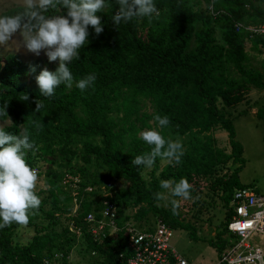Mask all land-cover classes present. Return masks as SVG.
<instances>
[{
	"label": "trees",
	"instance_id": "1",
	"mask_svg": "<svg viewBox=\"0 0 264 264\" xmlns=\"http://www.w3.org/2000/svg\"><path fill=\"white\" fill-rule=\"evenodd\" d=\"M154 2L158 11L169 12L167 23L154 25L148 18H134L116 26L111 19L117 10L115 0H107V7L97 13L104 25L102 33L96 35L89 27L88 42L79 50V60L69 64L74 80L90 73L95 75L93 85L85 92L75 86L69 89L61 85L55 89L52 98L41 97L35 80L38 74L18 55H7L4 64L0 59V120L9 121L2 130L12 135H20L25 129L28 131L37 151L34 155L29 152L26 161L32 167L40 161L49 165L47 183L51 186L52 204L43 213L48 201L41 200L39 209L32 214L29 225L33 224L34 216L41 213L50 223L36 227L28 244L13 243L11 226L0 230V264H45L44 254L52 251L57 239L68 234L67 227L62 232L57 230L61 220L56 213L66 211L72 198L59 185L55 167L61 161L60 157L68 160L69 155H76L75 143L82 139L85 140L80 161L97 162L104 170L102 183L118 179L128 182L114 197L123 219L142 221L154 213L174 230L187 231L193 240L200 239L196 227L184 222L180 213L173 215L170 208L160 206L154 193L161 191V180L175 182L185 178L191 185L196 178L215 176L216 184H222L228 213L211 245L219 254L227 246V224L233 214L230 201L237 188L247 186L239 177L246 160L243 146L236 140L233 122L218 103L221 100L226 106H234L243 100L251 87L264 89V74L245 66L246 43L264 47V39L251 38L235 30L236 22L264 23V0ZM22 11L23 6H16L0 15ZM45 14H52V10ZM214 16L223 21L220 40L215 35L216 27L211 24ZM193 37L195 45L190 49ZM225 64L235 69L237 77L225 69ZM57 67L49 71H55ZM26 96L28 99L24 100ZM36 100L43 104L39 112L35 111ZM146 104L152 107L151 112L144 110ZM155 114L169 118L170 123L160 130L161 135L165 140L179 139L184 155L178 165L167 162L162 169V160L158 158L145 177V169L133 166L131 160L150 150L139 139V133L156 128ZM257 117L264 127V107L257 111ZM216 127L228 133L231 156L237 165L226 179L218 178L216 172L226 163L217 152L212 133ZM86 186L84 183L80 189L82 202L75 216L79 226L83 225L84 216L102 204L92 198L97 192L88 195ZM36 194L39 197V193ZM61 196L67 203L64 207L59 205ZM134 207H138L136 212L128 215L127 210ZM84 231L85 244L90 250L100 252L101 264H126L118 259L123 250L120 237L97 243L88 227L85 226Z\"/></svg>",
	"mask_w": 264,
	"mask_h": 264
},
{
	"label": "rangeland",
	"instance_id": "2",
	"mask_svg": "<svg viewBox=\"0 0 264 264\" xmlns=\"http://www.w3.org/2000/svg\"><path fill=\"white\" fill-rule=\"evenodd\" d=\"M23 6V0H0V14L12 7ZM158 17L151 20V24L163 25L167 23L169 12L167 10H159ZM212 19L211 24L216 27V37L221 39V31L223 30V21L219 20L217 16ZM12 40L4 47H0V59L4 64L6 56L9 54L18 55L23 63L34 72L39 74L43 69L50 70L57 66L59 61L49 62L47 57L41 52L40 56L26 52L21 46L22 36L19 32L13 34ZM195 45V38H192L190 49ZM247 61L245 66L248 69L260 71L264 74V47L253 46L250 42L246 43ZM228 72L237 77V72L230 65H223ZM33 71V70H32ZM219 108L225 115L232 120L236 132V140L243 146V157L245 158V166L239 173L240 180L243 184L254 185L260 192H264V127L262 121L257 117V111L264 107V89L251 87L246 92L243 100L234 106H226L221 100L218 103ZM144 110L152 111L150 104H146ZM9 121L0 120V129L8 126ZM152 129V128H149ZM147 130V129H144ZM143 131V130H142ZM216 138L217 152L219 156L226 161L225 166L217 169L218 178H227L228 174L236 168L233 163L232 149L228 133L219 127H216L212 132ZM87 138V137H83ZM88 139V138H87ZM85 139L78 140L75 143L76 155H69V159L65 160L60 157L59 162L55 167L58 173L59 185L69 195L71 191L83 188L86 183L85 191L90 194H97L92 196L93 199L99 200L103 203L108 199L114 200L119 188L128 185L125 180L113 181V188L105 187L104 183L100 181L103 169L99 167L97 162L80 161V155L84 151ZM93 140V138H89ZM93 141H97L93 140ZM168 161L162 160L160 162V169H162ZM48 164L40 161L34 168L37 171V183L35 192L39 193L40 200H47L48 204L44 207V212H47L52 207L51 186L47 183L48 177ZM151 169H145L143 175L148 176ZM227 173V175H226ZM80 179V186L75 188L74 183ZM216 177L209 176L203 178H196L191 182L192 199L181 201L178 213L184 222L193 224L199 236V240L190 238L187 231L184 229L173 230L171 238V246L181 256L186 258L191 264H218L220 254L215 247L211 245V240L216 238L219 230L223 228V222L226 220L228 209L226 208L223 200L224 190L222 184H216ZM63 196L60 197L59 205L64 207L67 203L64 202ZM158 204L165 208H170L166 201H159ZM61 207V210H64ZM138 207L133 210H127V214L132 216ZM73 204L69 202L67 210L63 213L57 212L61 223L57 226V230L62 232L65 227L69 232L66 236H62L54 243L52 251H47L44 254L43 261L45 264H101L102 258L100 252L97 250H90L85 244L84 236H79L74 228L77 227L75 215L72 214ZM156 214L151 213L148 215L149 219L155 218ZM30 215L29 219H32ZM32 225L26 226L11 225L12 227V241L14 244L26 245L34 236L36 227L48 226L50 221L42 213L34 216ZM65 260V261H64Z\"/></svg>",
	"mask_w": 264,
	"mask_h": 264
},
{
	"label": "clouds",
	"instance_id": "3",
	"mask_svg": "<svg viewBox=\"0 0 264 264\" xmlns=\"http://www.w3.org/2000/svg\"><path fill=\"white\" fill-rule=\"evenodd\" d=\"M115 4L117 10L111 19L116 26L134 18H148L151 22L159 15L154 0H115ZM106 7L107 0H23L22 12L0 15V47L5 48L13 34L19 32L20 47L26 52L40 56L43 51L49 62L59 61L55 71L43 69L36 76L41 97L52 98L61 85L85 92L93 85L95 75L90 73L74 80L69 64L79 60V50L88 42L89 27L96 35L102 33L104 25L97 13ZM49 10L52 14L46 15ZM35 103V111L39 112L43 104L38 100ZM153 120L155 129L139 133V139L150 150L133 157L131 164L151 169L159 158L178 165L184 155L181 141L165 140L160 132L169 125V118L155 114ZM36 151L37 146L26 129L20 135L0 129V230L14 224L26 226L30 215L39 209L41 200L34 190L37 171L26 161V155L29 152L34 155ZM159 188L161 191L154 193V199L166 201L173 215L178 214L181 201L192 199L191 185L185 178L175 182L161 180Z\"/></svg>",
	"mask_w": 264,
	"mask_h": 264
},
{
	"label": "built area",
	"instance_id": "4",
	"mask_svg": "<svg viewBox=\"0 0 264 264\" xmlns=\"http://www.w3.org/2000/svg\"><path fill=\"white\" fill-rule=\"evenodd\" d=\"M209 8L213 13L212 6ZM235 30L251 38L264 39V23L236 22ZM113 184L107 182L104 186L111 189ZM78 185L80 179L74 183L75 188ZM70 196L72 214L77 216L82 202L80 189L79 192L71 191ZM230 207L233 214L227 224L228 244L220 254L218 264H264V192L258 191L252 184L237 188L232 194ZM82 222V226L74 228L79 236H84L86 226L97 243L106 238L120 237L123 250L118 259L126 264H191L172 248V227L156 217L142 221L125 220L119 213L118 204L112 199L92 209Z\"/></svg>",
	"mask_w": 264,
	"mask_h": 264
}]
</instances>
